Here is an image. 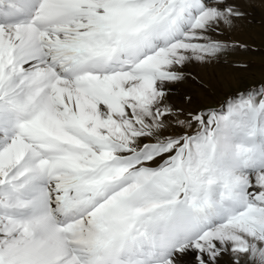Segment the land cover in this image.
Here are the masks:
<instances>
[{
    "label": "snow or ice",
    "instance_id": "snow-or-ice-1",
    "mask_svg": "<svg viewBox=\"0 0 264 264\" xmlns=\"http://www.w3.org/2000/svg\"><path fill=\"white\" fill-rule=\"evenodd\" d=\"M250 15L0 0V264H264V76L216 108L177 87L257 51Z\"/></svg>",
    "mask_w": 264,
    "mask_h": 264
},
{
    "label": "rangeland",
    "instance_id": "rangeland-1",
    "mask_svg": "<svg viewBox=\"0 0 264 264\" xmlns=\"http://www.w3.org/2000/svg\"><path fill=\"white\" fill-rule=\"evenodd\" d=\"M247 10L251 15L238 22L233 39L258 50L229 53L219 63L206 69L204 67L205 74L194 70V64L190 65L187 71L192 72L207 87L200 88L192 80L177 87L195 93L197 103L194 106L216 108L226 96L248 88L264 76V0H247ZM234 63H247L248 67L236 68L233 67Z\"/></svg>",
    "mask_w": 264,
    "mask_h": 264
},
{
    "label": "bare ground",
    "instance_id": "bare-ground-1",
    "mask_svg": "<svg viewBox=\"0 0 264 264\" xmlns=\"http://www.w3.org/2000/svg\"><path fill=\"white\" fill-rule=\"evenodd\" d=\"M213 66V65H212ZM205 69H206V67H205ZM194 70H196L197 72H201V73H204V67H202V66H199V65H195L194 64ZM201 70V71H200ZM206 71V70H205ZM194 72V71H193ZM205 74V73H204ZM201 76V75H200Z\"/></svg>",
    "mask_w": 264,
    "mask_h": 264
}]
</instances>
